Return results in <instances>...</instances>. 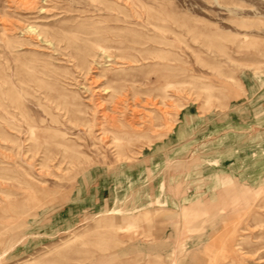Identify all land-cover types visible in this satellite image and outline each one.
I'll return each instance as SVG.
<instances>
[{
  "label": "rangeland",
  "instance_id": "rangeland-1",
  "mask_svg": "<svg viewBox=\"0 0 264 264\" xmlns=\"http://www.w3.org/2000/svg\"><path fill=\"white\" fill-rule=\"evenodd\" d=\"M0 264H264V0H0Z\"/></svg>",
  "mask_w": 264,
  "mask_h": 264
},
{
  "label": "bare ground",
  "instance_id": "bare-ground-1",
  "mask_svg": "<svg viewBox=\"0 0 264 264\" xmlns=\"http://www.w3.org/2000/svg\"><path fill=\"white\" fill-rule=\"evenodd\" d=\"M93 45V44H92ZM94 46V45H93ZM189 207V206H188ZM186 208V206L184 207V209L183 210H186L185 209ZM223 208V207H222ZM183 213V212H182ZM186 215V214H185ZM176 218H177V216L176 215H174ZM183 216H184V214H183ZM216 240V239H215ZM239 245V244H238ZM185 258L187 259V256H185ZM175 261V260H174ZM173 263V262H172Z\"/></svg>",
  "mask_w": 264,
  "mask_h": 264
}]
</instances>
